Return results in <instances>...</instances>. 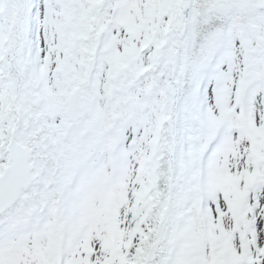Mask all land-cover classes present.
Masks as SVG:
<instances>
[{"label":"snow or ice","instance_id":"1","mask_svg":"<svg viewBox=\"0 0 264 264\" xmlns=\"http://www.w3.org/2000/svg\"><path fill=\"white\" fill-rule=\"evenodd\" d=\"M0 264H264V0H0Z\"/></svg>","mask_w":264,"mask_h":264}]
</instances>
